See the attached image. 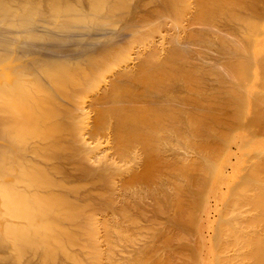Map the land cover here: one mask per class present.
Returning <instances> with one entry per match:
<instances>
[{"label": "bare ground", "instance_id": "obj_1", "mask_svg": "<svg viewBox=\"0 0 264 264\" xmlns=\"http://www.w3.org/2000/svg\"><path fill=\"white\" fill-rule=\"evenodd\" d=\"M0 37V264H264V0H0Z\"/></svg>", "mask_w": 264, "mask_h": 264}, {"label": "rangeland", "instance_id": "obj_2", "mask_svg": "<svg viewBox=\"0 0 264 264\" xmlns=\"http://www.w3.org/2000/svg\"><path fill=\"white\" fill-rule=\"evenodd\" d=\"M1 38V37H0ZM2 39V38H1ZM0 39V40H1ZM3 40V39H2ZM4 40H3V42H2V44H4ZM0 43H1V41H0ZM1 70H2V68H1V63H0V72H1ZM213 213V211L210 213V216H211V218H213L212 216H214V213ZM206 225V222L204 221L203 222V224H202V226H201V228H200V231L202 232L203 230V232H202V234H203V238H207L208 236H209V234H210V230L207 228V226H205ZM206 227V228H205ZM203 229V230H202ZM209 232V233H208ZM207 236V237H206Z\"/></svg>", "mask_w": 264, "mask_h": 264}]
</instances>
